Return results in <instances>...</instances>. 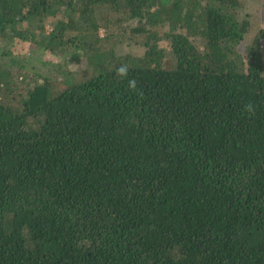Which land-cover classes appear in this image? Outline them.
Segmentation results:
<instances>
[{
    "label": "trees",
    "instance_id": "trees-1",
    "mask_svg": "<svg viewBox=\"0 0 264 264\" xmlns=\"http://www.w3.org/2000/svg\"><path fill=\"white\" fill-rule=\"evenodd\" d=\"M263 22L0 0V264H264Z\"/></svg>",
    "mask_w": 264,
    "mask_h": 264
},
{
    "label": "rangeland",
    "instance_id": "rangeland-1",
    "mask_svg": "<svg viewBox=\"0 0 264 264\" xmlns=\"http://www.w3.org/2000/svg\"><path fill=\"white\" fill-rule=\"evenodd\" d=\"M254 1H255V2H254ZM252 2H253V8H255V10H257V6H258V4H259V5H262V8H264V0L261 1V3L258 1V4H255V3L257 2V0H252ZM256 15H257V13L254 14V16H256ZM263 23H264V22H263ZM252 26H253V25H252ZM252 26H251V27H252ZM261 26H262L261 24L258 25V27H261ZM46 28L49 29V25H48V24H46ZM103 33H104V32H103L102 29L99 30V34L102 35ZM249 37L253 38L254 36H253V34H250ZM161 44H162L161 46H165L166 43H165V42H161ZM260 52L262 53V55H264V48H263V49L261 48V49H260ZM70 65H71L72 67H75V66H76V64H72V63H71Z\"/></svg>",
    "mask_w": 264,
    "mask_h": 264
},
{
    "label": "clouds",
    "instance_id": "clouds-1",
    "mask_svg": "<svg viewBox=\"0 0 264 264\" xmlns=\"http://www.w3.org/2000/svg\"><path fill=\"white\" fill-rule=\"evenodd\" d=\"M117 71H118L121 75H124V74H126V72H127V68L121 66L119 69H117Z\"/></svg>",
    "mask_w": 264,
    "mask_h": 264
}]
</instances>
